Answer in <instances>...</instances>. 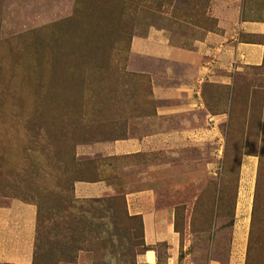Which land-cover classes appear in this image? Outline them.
I'll list each match as a JSON object with an SVG mask.
<instances>
[{"label": "rangeland", "instance_id": "374dc122", "mask_svg": "<svg viewBox=\"0 0 264 264\" xmlns=\"http://www.w3.org/2000/svg\"><path fill=\"white\" fill-rule=\"evenodd\" d=\"M206 13L204 0H0V208H34L31 264H148V251L264 264V62L203 82L192 117L158 114L170 102L152 95L183 68L145 54L149 30L189 47ZM242 17L264 22V0H243ZM78 183L106 189L80 199ZM144 192L172 212L173 246L145 244Z\"/></svg>", "mask_w": 264, "mask_h": 264}, {"label": "crops", "instance_id": "0c3cea01", "mask_svg": "<svg viewBox=\"0 0 264 264\" xmlns=\"http://www.w3.org/2000/svg\"><path fill=\"white\" fill-rule=\"evenodd\" d=\"M207 7L206 22L212 27L202 30L203 36L189 47L172 43V33L168 29L151 28L146 44L153 45L145 54L168 64L182 67L174 80L166 85H154L153 98L170 102L158 114L175 116L199 112L202 99L200 85L211 82L218 75H226L242 67H259L264 62V22L248 21L242 17L243 0H204ZM134 43L132 50L134 51ZM197 125H187L179 129H197ZM139 140L120 141L112 145L115 155L133 151ZM101 185L78 183L74 192L77 198H96L105 191ZM133 213L142 223L143 238L147 246L160 243L173 246V214L167 208H158L154 199L144 192L133 196ZM35 210L30 205L12 203L0 208V264H31L33 259ZM146 252L142 257L148 264ZM152 253V252H151Z\"/></svg>", "mask_w": 264, "mask_h": 264}, {"label": "bare ground", "instance_id": "6f19581e", "mask_svg": "<svg viewBox=\"0 0 264 264\" xmlns=\"http://www.w3.org/2000/svg\"><path fill=\"white\" fill-rule=\"evenodd\" d=\"M148 257V260H151V257L150 256H147ZM149 257H150V259H149Z\"/></svg>", "mask_w": 264, "mask_h": 264}, {"label": "trees", "instance_id": "16d2710c", "mask_svg": "<svg viewBox=\"0 0 264 264\" xmlns=\"http://www.w3.org/2000/svg\"><path fill=\"white\" fill-rule=\"evenodd\" d=\"M141 221V220H140ZM142 224V223H141Z\"/></svg>", "mask_w": 264, "mask_h": 264}]
</instances>
